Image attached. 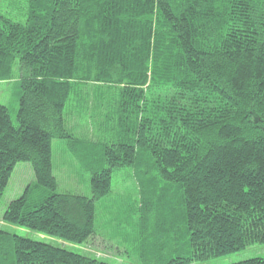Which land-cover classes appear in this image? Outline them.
I'll use <instances>...</instances> for the list:
<instances>
[{"label":"trees","instance_id":"1","mask_svg":"<svg viewBox=\"0 0 264 264\" xmlns=\"http://www.w3.org/2000/svg\"><path fill=\"white\" fill-rule=\"evenodd\" d=\"M26 3L25 19L0 11V84L21 87L18 125L0 102V204L19 162L35 180L2 220L65 243L0 227V264H118L86 247L122 167L138 186L140 264L264 243V0ZM55 138L90 172L91 196L59 189Z\"/></svg>","mask_w":264,"mask_h":264},{"label":"rangeland","instance_id":"2","mask_svg":"<svg viewBox=\"0 0 264 264\" xmlns=\"http://www.w3.org/2000/svg\"><path fill=\"white\" fill-rule=\"evenodd\" d=\"M25 4H27L26 0H0V11L15 20L25 19V11H23L26 6ZM19 89L21 87L18 81H11L9 84H0V102L6 103L9 106L15 125H18ZM66 110H68L67 107ZM83 117H86L84 122L88 124L90 119L89 114L84 113ZM53 170L58 179L60 190H69L91 196L90 172L72 154L67 139L55 138L53 140ZM34 180L35 173L32 164L26 161L19 162L13 171L11 180L0 204V227L24 236L45 239L52 243L57 241L64 244L65 242L63 240H57L22 227H14L15 225L5 223L2 220V215L8 202L19 197L23 193L24 188ZM136 182L129 168L122 167L114 172L112 194L108 195L104 202H97V225L98 229L102 232L87 243L86 249L89 251L88 254L96 255L98 258L116 261L118 264H140L137 262V259H134L138 244L140 243L136 238H141L139 236V233H141L139 232V215L135 213L134 209L129 207L135 198L138 197V186ZM114 198L120 200L119 209L117 200ZM108 204L113 207L112 212L108 211ZM107 223L110 224V227L106 225ZM111 233L116 236V239H124L125 247L131 253V256H133L132 258H129L126 252L121 254L123 257L116 254H119L120 250L123 252L124 249H115L117 247L116 244L119 242L110 243L106 239V237H110ZM120 243L123 244L122 242ZM69 248L80 253H85L84 247L81 245L75 247L73 244H70ZM263 255L264 243H256L237 252L204 261H196L192 264H232Z\"/></svg>","mask_w":264,"mask_h":264}]
</instances>
